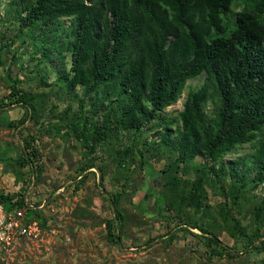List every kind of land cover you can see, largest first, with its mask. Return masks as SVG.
I'll use <instances>...</instances> for the list:
<instances>
[{"label": "trees", "instance_id": "obj_1", "mask_svg": "<svg viewBox=\"0 0 264 264\" xmlns=\"http://www.w3.org/2000/svg\"><path fill=\"white\" fill-rule=\"evenodd\" d=\"M13 1L23 6L17 36L23 44L24 39L33 42L40 64H48L56 52L61 66L54 86L69 100L79 102L75 113H70L68 105L46 131L80 143L83 161L77 165L74 179H79L73 189L85 183L92 168L100 172L96 187L103 188L109 171L106 163L96 165L97 149L123 134L131 136L128 145L109 149L110 180L119 190L105 192L107 198L99 194L112 215L103 220L106 239L118 247L136 228L137 222L122 206L131 196L132 178L147 172L135 187H159L157 179L165 180L162 189L149 195L156 197L157 217L167 223L184 220L188 226V209L205 211V226L194 222L191 228L202 234L209 258H239L237 245H223L216 230L240 242L249 259L264 252V196L251 195L264 185V0ZM66 18L70 26L59 34L63 30L59 21ZM24 26H31L32 33L24 32ZM203 74L204 83L187 92L182 109L174 117L167 116L165 110L177 103L187 81ZM46 75L44 71L42 81ZM8 76L9 93L0 99V109L18 105L26 111L15 129L28 119L40 124L46 110L53 114L57 107L46 105L48 94L31 95L20 88L18 76L13 78L10 72ZM76 88L82 98L74 92ZM91 95L92 103L86 105L84 99ZM7 126L13 127V122ZM150 132L158 134V139L145 140L143 135ZM18 134L22 145H18L15 163L19 170L28 168L29 185H21L27 190L42 184L43 166L35 137ZM247 144L252 148L249 155L223 164L227 154ZM171 155L174 159L163 169L153 171L150 158L159 161ZM196 158L204 163L195 165L193 180L183 181L178 172L189 169ZM206 185L219 191L225 201L229 199L231 206L224 203L216 215L209 213ZM59 188L55 185L53 192ZM17 194L0 193L5 212L25 211L27 222L41 219L37 207L42 203L31 209L23 194ZM250 195L257 201L246 225L234 215L232 206L249 200ZM174 226H181L180 222ZM174 236L148 237L144 244L161 237L170 242ZM141 240L135 247L143 244ZM255 264H264V259Z\"/></svg>", "mask_w": 264, "mask_h": 264}, {"label": "rangeland", "instance_id": "obj_2", "mask_svg": "<svg viewBox=\"0 0 264 264\" xmlns=\"http://www.w3.org/2000/svg\"><path fill=\"white\" fill-rule=\"evenodd\" d=\"M22 8V5H18L13 0H0V99L9 93L6 86L10 84L8 76L10 72L11 77L18 76L21 79V89L31 95L48 94L46 105H55L57 108L53 112L54 115L46 110L42 114L43 118L40 120V124H35L28 119L18 129L15 127L21 117L25 115V108L11 105L0 109V193L14 191L19 193L18 197H22L20 194L22 193L23 201L26 204L28 202L33 205L43 204L41 208H38L41 210L42 219H36L38 230L30 238L17 240L9 248L1 250L0 264H255L262 262L263 251L249 259L246 251H242L240 242L235 243L226 233L219 230H216L218 239L227 247L234 248L236 244L239 258L234 261L227 258H209L202 240H200L202 234L197 229L191 228L194 222H198V226H205V211L202 209L194 212L192 209H188L186 212L190 219L188 226L183 224L184 220L174 219L167 223L165 219L157 217L156 197L150 198L149 195L153 194V191L162 189L165 180L160 177L157 179V183L160 181L159 187L146 188L141 187L142 185L139 188L135 187L139 184L141 175L147 174V172L137 174L132 178L133 184L129 188L131 196L125 199L122 206L125 207L124 212L131 214V218L137 222L136 228H131L128 237L121 240L119 248L106 239L103 220L112 215L106 202L99 194L102 193L107 198L105 192L119 190L110 180L111 175L109 174H111L112 166L110 165L109 149L128 145L131 136L123 134L116 142L111 140L103 148H98L95 155L93 154L94 157H97V166L105 163L108 165V176L103 179L104 189L96 187L100 175L96 168L88 170L94 174L89 173V177L78 190L73 189L79 179L78 177L74 179L77 165L83 161L80 143L72 137L65 138L57 135L54 130L51 131V134L46 131L68 105L71 108L70 113H75L79 102L78 100H69L61 93L58 86H54L56 70L61 66L56 52L51 53L52 59L48 64H40L38 62L39 52L36 51L37 48L34 47L33 42L24 39L26 42L24 41L23 44L22 38L17 36L19 25L23 24V21L20 20ZM59 24L63 28L59 34H64V30L70 26V19H61ZM24 32L31 34V26H24ZM40 34L41 32L34 34L35 39H38ZM13 55H15L14 58ZM69 66V57H67L66 70L69 69ZM44 71H47L48 75L42 81ZM205 78L206 76L203 74L196 79L187 81L177 103L168 107L165 114L174 117L176 111L182 109L187 92L198 88L204 83ZM74 92L82 98V91L79 88H76ZM93 97L94 95L86 97L85 104L92 103ZM86 109L91 110L88 106ZM209 110L210 105L206 108V111ZM89 113L87 116L90 115ZM8 122H13V127L9 128ZM18 131L24 136L32 134L35 137V146L39 151V160L43 166L42 184L30 186L27 190L21 185L24 187L29 185L28 168L19 170L15 163L19 155L18 145H22ZM143 137L145 140L151 141L158 139L159 135L150 132ZM251 152L250 144L240 146L224 157L223 164L227 165L229 160L242 159ZM173 159L174 155H171L169 159L164 158L157 161L150 158L149 161L153 171H158ZM203 163L201 158H196L193 164H190L191 167L181 169L178 176L183 181L193 180L195 165ZM55 185L60 188L53 192ZM205 189L207 192L206 203L210 206L209 213L213 212L216 215L218 207L224 203L231 206L230 200L225 201L219 191L207 185ZM253 194L264 196V185L255 189L251 195ZM251 195L249 200H239L238 205L232 206L234 215L246 225L251 221L248 212L257 201ZM137 213L142 217L137 218ZM177 222H180L181 226L175 227ZM180 227L183 231L179 229ZM167 233L175 234L172 241L167 242L166 236L157 238L145 246L144 242L148 237L166 235ZM138 239H142L143 244L135 247Z\"/></svg>", "mask_w": 264, "mask_h": 264}, {"label": "built area", "instance_id": "obj_3", "mask_svg": "<svg viewBox=\"0 0 264 264\" xmlns=\"http://www.w3.org/2000/svg\"><path fill=\"white\" fill-rule=\"evenodd\" d=\"M27 206L31 209L34 208L31 202H28ZM41 206L37 208H41ZM26 217L25 211L14 210L6 213L4 207L0 205V251L9 248L17 240L30 238L35 234L38 230L36 220L27 222Z\"/></svg>", "mask_w": 264, "mask_h": 264}]
</instances>
